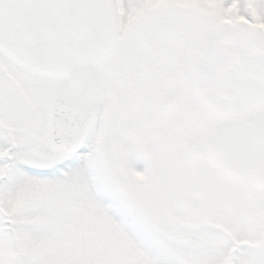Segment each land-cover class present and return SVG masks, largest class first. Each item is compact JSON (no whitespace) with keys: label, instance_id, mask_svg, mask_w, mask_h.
Instances as JSON below:
<instances>
[{"label":"snow or ice","instance_id":"snow-or-ice-1","mask_svg":"<svg viewBox=\"0 0 264 264\" xmlns=\"http://www.w3.org/2000/svg\"><path fill=\"white\" fill-rule=\"evenodd\" d=\"M0 264H264V0H0Z\"/></svg>","mask_w":264,"mask_h":264}]
</instances>
